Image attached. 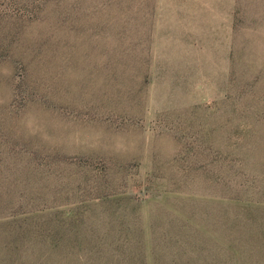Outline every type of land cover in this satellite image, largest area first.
Returning a JSON list of instances; mask_svg holds the SVG:
<instances>
[{"label":"rangeland","instance_id":"obj_1","mask_svg":"<svg viewBox=\"0 0 264 264\" xmlns=\"http://www.w3.org/2000/svg\"><path fill=\"white\" fill-rule=\"evenodd\" d=\"M0 46V264H264V0H0Z\"/></svg>","mask_w":264,"mask_h":264},{"label":"trees","instance_id":"obj_2","mask_svg":"<svg viewBox=\"0 0 264 264\" xmlns=\"http://www.w3.org/2000/svg\"><path fill=\"white\" fill-rule=\"evenodd\" d=\"M28 16H30L32 18V16H34V18H37V15L30 13ZM9 17L7 14H3L1 18H7ZM12 29H10L11 31ZM7 50V56L9 54L8 49L4 46H0V54H4L6 53ZM2 60V59H0ZM6 62H3L5 66L8 67V77L6 79V86H8V89L10 92H13V94L18 95L20 94H27V91H23L24 90V85H27L26 80L28 77V68L27 65L25 63H23L20 60H15V59H5ZM29 96V94H28ZM33 96L36 100L37 98V93L34 90L33 91Z\"/></svg>","mask_w":264,"mask_h":264}]
</instances>
